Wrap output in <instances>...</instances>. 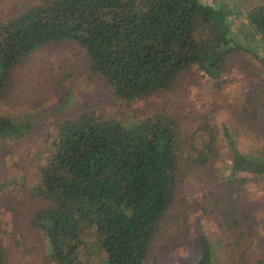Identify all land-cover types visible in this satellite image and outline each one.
<instances>
[{
  "label": "trees",
  "instance_id": "16d2710c",
  "mask_svg": "<svg viewBox=\"0 0 264 264\" xmlns=\"http://www.w3.org/2000/svg\"><path fill=\"white\" fill-rule=\"evenodd\" d=\"M232 14L202 0H46L31 5L0 19V99L25 57L61 40L84 47L92 70L121 100L170 90L194 67L219 80L229 57L246 51L238 44L242 32L264 44V3L246 11L238 32ZM200 22L212 32L200 34ZM251 53L264 62L256 51ZM256 98L243 108L242 122L250 118L248 124L259 123L264 132V88ZM31 129L28 121L0 114V141L19 139ZM197 130L198 137L187 143L177 120L162 113L129 124L94 112L60 121L38 171L36 192L47 204L33 219L47 240L51 263L83 264L94 253L101 254V264H147L158 223L182 184L183 163L197 170L220 158L214 127L207 121ZM243 130L224 127L233 159L231 173L223 178L228 190L214 202L224 219L217 220L218 226L228 239L220 247L237 248L241 264H264L260 257L252 262L243 249L252 236L247 231L255 226L235 188L252 177L264 178V143L244 149ZM241 172L250 177H236ZM202 208L217 218L208 202ZM201 247L193 264H217L214 243L205 235ZM0 264H7L1 241Z\"/></svg>",
  "mask_w": 264,
  "mask_h": 264
},
{
  "label": "rangeland",
  "instance_id": "374dc122",
  "mask_svg": "<svg viewBox=\"0 0 264 264\" xmlns=\"http://www.w3.org/2000/svg\"><path fill=\"white\" fill-rule=\"evenodd\" d=\"M45 1L0 0V19L6 20ZM202 1L215 8L229 9L233 13V30L237 32L243 27L246 11L264 3V0ZM236 12L240 17L235 16ZM199 24L202 26L200 34L212 32L203 22ZM238 37V44L246 51H237L229 57L221 79L211 80L194 67L184 72L172 89L134 101L121 100L113 94L106 79L92 70V60L78 42H52L25 57L15 67L0 99V114L32 124L25 136L0 141V241L7 250V264H52L47 240L33 223L37 211L47 204L36 192L40 181L38 171L48 158L58 123L84 112L103 114L127 124L157 113L168 114L177 120L187 143L198 137V127L208 121L218 135L220 158L197 170L183 163L182 184L173 204L158 223L159 230L147 264L195 263L202 254L204 235L214 243L217 264H241L237 248L220 247V243L225 245L228 239L218 226L217 220L224 219L218 206H214L216 198L224 196L228 190L223 178L231 173L233 159L224 127L234 130L243 126L244 149H255L264 143L259 123L248 124L250 118L242 122L243 108L252 99L256 100L264 88V62L251 53V50L256 51L260 58L264 57V44L259 40L260 45L254 42L257 39L251 41L253 38L250 40L243 32ZM249 175L241 172L236 177ZM235 188L255 226L247 231L252 236L247 238L248 245L243 249L248 251L252 262L255 257L264 260V178L252 177L244 185L236 183ZM207 202L216 211V219L202 208ZM231 234L228 232L232 238ZM101 259V254L93 253L84 257L83 264H101Z\"/></svg>",
  "mask_w": 264,
  "mask_h": 264
}]
</instances>
